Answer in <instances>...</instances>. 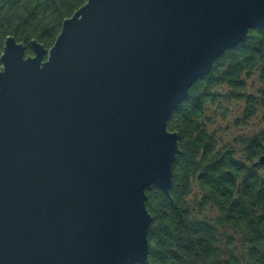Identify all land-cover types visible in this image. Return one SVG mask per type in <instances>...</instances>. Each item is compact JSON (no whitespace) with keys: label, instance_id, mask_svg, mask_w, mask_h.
I'll use <instances>...</instances> for the list:
<instances>
[{"label":"water","instance_id":"95a60500","mask_svg":"<svg viewBox=\"0 0 264 264\" xmlns=\"http://www.w3.org/2000/svg\"><path fill=\"white\" fill-rule=\"evenodd\" d=\"M259 28L264 0H88L50 50L8 36L0 264H149L146 190L170 196L180 154L168 122Z\"/></svg>","mask_w":264,"mask_h":264},{"label":"trees","instance_id":"16d2710c","mask_svg":"<svg viewBox=\"0 0 264 264\" xmlns=\"http://www.w3.org/2000/svg\"><path fill=\"white\" fill-rule=\"evenodd\" d=\"M87 1L0 0V57L8 36L25 44L26 56L33 40L50 50ZM168 130L179 134L180 154L170 196L146 190L149 264H264V29L193 85Z\"/></svg>","mask_w":264,"mask_h":264},{"label":"rangeland","instance_id":"374dc122","mask_svg":"<svg viewBox=\"0 0 264 264\" xmlns=\"http://www.w3.org/2000/svg\"><path fill=\"white\" fill-rule=\"evenodd\" d=\"M224 105H226V107H230V108H236V104L235 103H227V104H224ZM252 122V121H251ZM216 127H217V125H218V128H221V132H220V134H225V123H226V121H224V120H222V119H220V118H217V120H216ZM233 133V132H232ZM235 134V133H234Z\"/></svg>","mask_w":264,"mask_h":264}]
</instances>
